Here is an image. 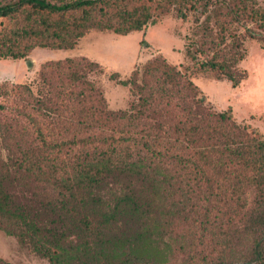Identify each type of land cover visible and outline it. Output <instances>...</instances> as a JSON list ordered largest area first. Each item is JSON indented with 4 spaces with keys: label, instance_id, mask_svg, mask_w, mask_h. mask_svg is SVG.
<instances>
[{
    "label": "trees",
    "instance_id": "1",
    "mask_svg": "<svg viewBox=\"0 0 264 264\" xmlns=\"http://www.w3.org/2000/svg\"><path fill=\"white\" fill-rule=\"evenodd\" d=\"M172 14L202 34L188 58L234 88L247 78L244 41L264 49L257 0H0V60ZM181 68L155 56L112 73L130 95L118 110L85 57L0 84V230L49 264H264V137Z\"/></svg>",
    "mask_w": 264,
    "mask_h": 264
},
{
    "label": "rangeland",
    "instance_id": "2",
    "mask_svg": "<svg viewBox=\"0 0 264 264\" xmlns=\"http://www.w3.org/2000/svg\"><path fill=\"white\" fill-rule=\"evenodd\" d=\"M257 3L263 6L264 0H257ZM194 19L190 16L182 20L172 14L128 35L91 30L71 50L37 48L28 60H0V84H29L46 62L85 57L104 69L103 74H90L89 79L99 82L109 107L118 110L127 106L130 95L128 89L112 80L110 75L118 73L121 79H126L137 66L155 56H163L168 62L181 65L182 72L202 90L216 110L231 109L237 122L250 125L264 137V49L255 40L244 41L246 54L239 68L247 73V78L234 88L230 81L218 80L216 72L202 67L204 55L197 54V61L186 56L187 48L193 44L198 47L202 39V34L195 33ZM0 258L3 260L0 264H49L46 259L21 248L15 238L1 230Z\"/></svg>",
    "mask_w": 264,
    "mask_h": 264
}]
</instances>
